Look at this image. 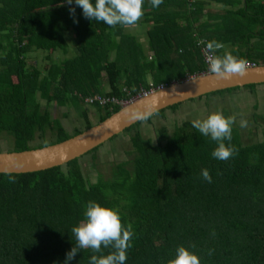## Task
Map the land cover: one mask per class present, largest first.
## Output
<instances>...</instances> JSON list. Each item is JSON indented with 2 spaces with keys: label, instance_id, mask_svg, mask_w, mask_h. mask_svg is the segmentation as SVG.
<instances>
[{
  "label": "trees",
  "instance_id": "obj_1",
  "mask_svg": "<svg viewBox=\"0 0 264 264\" xmlns=\"http://www.w3.org/2000/svg\"><path fill=\"white\" fill-rule=\"evenodd\" d=\"M214 3L224 9L218 16L205 13ZM143 13L138 24L151 25L146 51L127 28L85 18L75 0H0V136L11 140V151L54 145L91 128L87 106L96 110L98 123L122 108L87 99L130 101L141 90L205 73L200 39L223 43L217 55L230 52L264 65V0H163L158 7L144 0ZM68 32L74 34L73 57L57 63L48 56L44 70L28 65L35 50L67 52ZM39 97L73 107L84 129L70 134ZM141 124L123 133L130 136L132 159L95 183L80 159L46 171L0 174V264H64L76 244L71 230L85 220L90 201L117 209L122 224L133 226L125 264H168L180 246L201 264H264V141L245 144L233 124L232 139L224 142L238 151L221 161L212 157L217 142L192 121L172 133L161 127L156 143L143 136ZM204 169L211 183L203 179ZM111 251L81 249L69 264H90L92 255Z\"/></svg>",
  "mask_w": 264,
  "mask_h": 264
},
{
  "label": "clouds",
  "instance_id": "obj_2",
  "mask_svg": "<svg viewBox=\"0 0 264 264\" xmlns=\"http://www.w3.org/2000/svg\"><path fill=\"white\" fill-rule=\"evenodd\" d=\"M71 5L73 0H66ZM153 7H158L163 0H150ZM75 4L83 9L85 18L98 22H103L115 28L121 25L125 28L135 27L143 17L144 0H75ZM70 14L75 15V8L70 9ZM78 22V21H74ZM203 44L204 41H198ZM223 43L215 40L207 43L204 49L209 71L219 80H229L233 76H244L248 61L237 58L230 52H225L223 56L217 55V51L223 49ZM158 114L155 104L143 110H134L129 119L135 122H147ZM235 117H225L222 113L216 112L209 115L204 120L192 121V126L203 136L210 137L217 142L218 147L212 152V157L224 161L230 159L238 150L233 146H226L225 140L232 139V126ZM247 120H241L240 126L247 127ZM204 180L211 183L212 177L208 169L202 171ZM9 182L14 183L15 177L9 175ZM85 220L79 226L72 228L76 244L66 255L64 264H69L77 252L81 249H92L96 253H102L103 248H111L108 255H92L90 264H125L127 260V250L132 247V237L135 234L133 226L122 224L117 209L102 207L99 203L90 201L84 213ZM195 247V245H192ZM211 255V252H209ZM168 264H201L199 257L188 248L180 246L176 250V257L168 261Z\"/></svg>",
  "mask_w": 264,
  "mask_h": 264
},
{
  "label": "rangeland",
  "instance_id": "obj_3",
  "mask_svg": "<svg viewBox=\"0 0 264 264\" xmlns=\"http://www.w3.org/2000/svg\"><path fill=\"white\" fill-rule=\"evenodd\" d=\"M210 11L219 13L222 9L212 7ZM150 26V23H144L143 25L140 23L135 27L127 28L128 32L134 35L141 42L142 46H145V51L147 50L148 44L147 31L150 29ZM66 36L68 43L67 52L58 51L49 54L42 50H35L27 57L28 65L44 70L46 65L50 64L48 56L57 63L73 57L75 54L74 34L68 32ZM152 55L154 56V54H149V57ZM111 56V59H114L115 54ZM152 81L151 76H148V82L152 83ZM104 88L108 89L106 80L104 82ZM39 101L44 109L49 108L52 115L62 121L70 134H74L75 130L84 129L86 124L85 120L79 117L73 107H58L54 103L48 104L41 97H39ZM87 107L92 125L97 124L98 115L96 110L91 106ZM216 112L222 113L225 117H235L234 125L240 128L245 144L264 141V85L258 86L254 91L248 88H240L232 93H226L223 96H205L182 103L175 111L168 109L165 111L164 116L154 115L147 122H143L140 130L145 138H150L156 143L158 131L161 127H167L169 132L172 133L177 126L186 120H204ZM66 114H68V117H65ZM241 120H247V127L240 126ZM11 150V140L5 135L0 136V152H8ZM131 150L130 136L128 134L118 135L117 138L111 139L102 145L95 154H86L80 158L84 175L93 183L97 181L99 175L106 178L109 177L114 165L132 159L133 156L129 154Z\"/></svg>",
  "mask_w": 264,
  "mask_h": 264
},
{
  "label": "water",
  "instance_id": "obj_4",
  "mask_svg": "<svg viewBox=\"0 0 264 264\" xmlns=\"http://www.w3.org/2000/svg\"><path fill=\"white\" fill-rule=\"evenodd\" d=\"M250 85H264V65L247 66L244 76H233L229 80L216 79L211 73L174 82L129 102L106 120L63 142L23 152H0V174L35 173L65 166L139 123L129 119L131 112L143 110L153 103L159 113L212 93Z\"/></svg>",
  "mask_w": 264,
  "mask_h": 264
},
{
  "label": "built area",
  "instance_id": "obj_5",
  "mask_svg": "<svg viewBox=\"0 0 264 264\" xmlns=\"http://www.w3.org/2000/svg\"><path fill=\"white\" fill-rule=\"evenodd\" d=\"M206 48V46H203L202 47V55H203V59H204V63L206 65V72L203 73V74H211V72L209 71V65L207 63V59H206V56H205V52H204V49ZM253 65H256V64H247V66H253ZM156 89H153L151 91H145V90H141V93L135 97H133L130 101H119L117 99H110V98H102L100 96H95L94 98H90V99H87L86 102L87 103H93L95 101H98L101 105H106L107 103H112L113 105H119V106H125L126 104H128L129 102H132L134 100H137L145 95H148L150 94L151 92L155 91Z\"/></svg>",
  "mask_w": 264,
  "mask_h": 264
},
{
  "label": "crops",
  "instance_id": "obj_6",
  "mask_svg": "<svg viewBox=\"0 0 264 264\" xmlns=\"http://www.w3.org/2000/svg\"><path fill=\"white\" fill-rule=\"evenodd\" d=\"M212 7H215V8H217V9H222V11L221 12H219V13H213V12H211L210 11V8H212ZM223 11H224V9L222 8V6H220V5H217V4H210L208 7H207V10L205 11V13H213V16H218L220 13H223ZM215 14V15H214ZM205 19V18H204ZM259 86H262V85H259Z\"/></svg>",
  "mask_w": 264,
  "mask_h": 264
},
{
  "label": "bare ground",
  "instance_id": "obj_7",
  "mask_svg": "<svg viewBox=\"0 0 264 264\" xmlns=\"http://www.w3.org/2000/svg\"><path fill=\"white\" fill-rule=\"evenodd\" d=\"M203 41H204V43H203V44H199V45L201 46V53H202V47H203V46H206V45H207V43H208V42H207L205 39H203Z\"/></svg>",
  "mask_w": 264,
  "mask_h": 264
},
{
  "label": "flooded vegetation",
  "instance_id": "obj_8",
  "mask_svg": "<svg viewBox=\"0 0 264 264\" xmlns=\"http://www.w3.org/2000/svg\"><path fill=\"white\" fill-rule=\"evenodd\" d=\"M221 96H223V95H221ZM166 110H168V109H166ZM156 115H159V114H156ZM187 121V120H186ZM188 121H190V120H188ZM143 123V122H142ZM168 129V128H167ZM175 130V129H174ZM168 132H169V130H168ZM170 133V132H169ZM158 141V136H157V140H156V142Z\"/></svg>",
  "mask_w": 264,
  "mask_h": 264
}]
</instances>
